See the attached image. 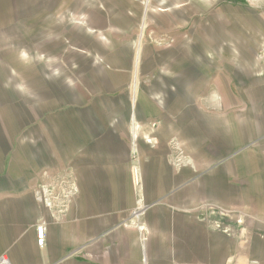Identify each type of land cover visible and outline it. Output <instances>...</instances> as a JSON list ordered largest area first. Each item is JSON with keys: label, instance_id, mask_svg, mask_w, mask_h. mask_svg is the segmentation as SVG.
<instances>
[{"label": "rangeland", "instance_id": "rangeland-1", "mask_svg": "<svg viewBox=\"0 0 264 264\" xmlns=\"http://www.w3.org/2000/svg\"><path fill=\"white\" fill-rule=\"evenodd\" d=\"M90 114L155 118L192 167L182 211L223 249L182 264H264V0H0V177L36 170L37 202L71 201L44 146Z\"/></svg>", "mask_w": 264, "mask_h": 264}, {"label": "crops", "instance_id": "crops-1", "mask_svg": "<svg viewBox=\"0 0 264 264\" xmlns=\"http://www.w3.org/2000/svg\"><path fill=\"white\" fill-rule=\"evenodd\" d=\"M75 121L53 137L56 146H44V168L72 170L71 201L60 198L59 209L37 202L36 170L0 177V257L12 264H182L220 254L223 236L182 211L191 199L175 191L192 179V167L169 161V135L155 118L131 115L116 126L106 115Z\"/></svg>", "mask_w": 264, "mask_h": 264}, {"label": "built area", "instance_id": "built-area-1", "mask_svg": "<svg viewBox=\"0 0 264 264\" xmlns=\"http://www.w3.org/2000/svg\"><path fill=\"white\" fill-rule=\"evenodd\" d=\"M36 232H37V244L39 246H43L44 244V223H42L40 226H37ZM0 264H12V263L7 256L2 255L0 257Z\"/></svg>", "mask_w": 264, "mask_h": 264}]
</instances>
